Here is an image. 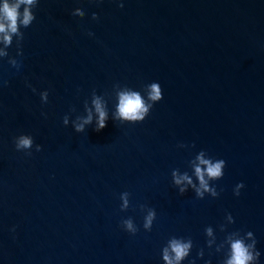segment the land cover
I'll return each instance as SVG.
<instances>
[{"label":"water","instance_id":"95a60500","mask_svg":"<svg viewBox=\"0 0 264 264\" xmlns=\"http://www.w3.org/2000/svg\"><path fill=\"white\" fill-rule=\"evenodd\" d=\"M32 11L23 41L0 43L21 64L0 58V264H166L172 240L189 244L174 264H228L236 240L264 264V0H38ZM123 91L152 103L143 121L116 118ZM19 135L31 149L16 150ZM200 159L225 161L221 178L205 176L217 195L197 194Z\"/></svg>","mask_w":264,"mask_h":264},{"label":"clouds","instance_id":"9594fccd","mask_svg":"<svg viewBox=\"0 0 264 264\" xmlns=\"http://www.w3.org/2000/svg\"><path fill=\"white\" fill-rule=\"evenodd\" d=\"M38 4V0H2L0 2V43L5 45V48H9L13 44V37H16L17 41L20 43L23 41L24 33L21 28H28L35 19V15L32 11ZM123 7V5H119ZM74 17H83L85 12L82 9H75L72 12ZM92 19H98L95 13L92 14ZM92 35V33H88ZM16 56H22L21 48L17 47ZM7 57V62L9 65L19 69L21 64L16 58L9 56L8 51L0 49V58ZM6 84L7 81H4ZM31 87V85H28ZM33 92L36 90L33 88ZM40 98L43 102L47 103L48 92L44 91L40 93ZM147 99L149 102H157L162 99V91L157 83L150 85V89L147 94ZM95 106V111L98 114L95 131H100L106 127L107 113L102 108L99 100L93 101ZM152 103H146V101L141 97L138 92L134 91H123L119 93V104L117 106L116 118L120 120L127 121H143L146 114L149 112ZM92 117L89 114L87 118L83 119L82 123H77L74 125L75 131L77 133L84 131V126L90 124ZM63 124H67V117L63 118ZM14 145L16 150L31 149L33 146V139L30 135H19L14 138ZM40 146H36V151L39 152ZM29 155L31 153H28ZM200 164L204 165L202 170L200 167H196L195 173L199 180L200 187L197 189V194L202 195L201 189L204 191H211L213 195H217L215 188L209 189L208 183L205 180V176L210 179H217L223 176V168L225 167V161L220 159L216 162L210 160L200 159ZM181 179L187 180L188 178L182 177L176 179V183L179 184ZM189 183L191 181L189 180ZM243 184L237 185V190L235 195H239V188H242ZM152 213L146 219L145 227H148L151 223ZM127 226L131 228V223L126 222ZM170 248L173 257L168 255V249H165L164 260L166 264H174V261L181 260L188 251L189 244L182 243L178 240L170 241ZM252 259L251 254L248 252L245 245L240 240H236L233 244L232 258L228 261V264H248V261Z\"/></svg>","mask_w":264,"mask_h":264}]
</instances>
